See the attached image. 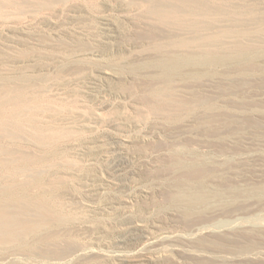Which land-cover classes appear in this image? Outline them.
Masks as SVG:
<instances>
[{
	"label": "rangeland",
	"instance_id": "rangeland-1",
	"mask_svg": "<svg viewBox=\"0 0 264 264\" xmlns=\"http://www.w3.org/2000/svg\"><path fill=\"white\" fill-rule=\"evenodd\" d=\"M0 97V264H264V0H0Z\"/></svg>",
	"mask_w": 264,
	"mask_h": 264
},
{
	"label": "bare ground",
	"instance_id": "bare-ground-1",
	"mask_svg": "<svg viewBox=\"0 0 264 264\" xmlns=\"http://www.w3.org/2000/svg\"><path fill=\"white\" fill-rule=\"evenodd\" d=\"M158 1V0H157ZM182 1V0H181ZM134 2V1H133ZM149 2V1H148ZM151 3H152V0H151ZM157 3V2H156ZM169 3V2H168ZM182 3V2H181ZM162 4V3H161ZM178 5V4H177ZM142 7V6H141ZM172 7V6H171ZM185 7V6H184ZM187 7V6H186ZM195 7H197V6H195ZM156 8V7H155ZM167 8V7H166ZM153 9V8H152ZM173 10V9H172ZM178 11H179V9H178ZM204 11H205V9H204ZM207 11V10H206ZM152 13V12H151ZM171 13V12H170ZM180 13V12H179ZM183 13V12H182ZM181 13V14H182ZM204 13V12H203ZM178 14V13H177ZM185 14V13H184ZM152 15V14H151ZM171 15V14H170ZM156 16V15H155ZM160 16V15H159ZM174 16V15H173ZM161 17V16H160ZM163 17V16H162ZM169 17V16H168ZM172 18V17H171ZM173 18H175V17H173ZM185 18V17H184ZM181 19V18H180ZM158 20V19H157ZM175 20H177V19H175ZM159 21V20H158ZM161 21V20H160ZM162 22V21H161ZM182 22V21H181ZM188 22V21H187ZM165 23V22H164ZM171 23V22H170ZM174 23V22H173ZM176 24V23H175ZM173 25V24H172ZM184 25V24H183ZM183 27V26H182ZM186 27V26H185ZM205 27V26H204ZM184 43V42H183ZM202 44H203V42H202ZM179 45V44H178ZM197 45V44H196ZM206 45V44H205ZM183 46V45H182ZM181 47V46H180ZM205 47V46H204ZM204 49V48H203ZM205 51H206V49H205ZM25 53V52H24ZM15 89H17V88H15ZM14 90V89H13ZM7 91V90H6ZM9 91V90H8ZM6 92V94H4L5 96L7 95V94H9L10 92ZM21 91V90H20ZM1 92H3V90L1 89ZM15 92H17V91H15ZM13 93H14V91H13ZM22 93V92H21ZM20 94V93H19ZM24 93H22V95H23ZM13 95V94H12ZM38 96V95H37ZM19 97V96H18ZM18 97H16V99L18 100ZM0 98H3V97H0ZM6 98H8V96L6 97ZM23 98V97H22ZM4 99V98H3ZM13 99H14V97H13ZM2 100V99H1ZM6 100V99H5ZM30 100H32V99H30ZM35 100V99H34ZM10 101V98L8 99V102H5V103H10L9 102ZM11 101H12V98H11ZM15 101V100H14ZM14 101H12L14 104L17 102H14ZM25 101V100H24ZM19 102V101H18ZM32 102V101H31ZM5 103L3 102V104L5 105ZM21 103V102H20ZM6 104V105H7ZM0 105H2V104H0ZM16 107H17V105H15ZM18 107H19V104H18ZM21 107V106H20ZM19 107V108H20ZM35 107V106H34ZM12 108V107H11ZM37 108H38V106H37ZM1 109V108H0ZM24 109V108H23ZM4 110V109H3ZM29 110V109H28ZM15 111V110H14ZM4 112V111H3ZM3 112H1L0 111V113H3ZM37 112V111H36ZM40 112V111H39ZM35 113V112H34ZM9 114H11V113H9ZM1 115H3V114H0V116ZM8 115V114H7ZM34 115V114H33ZM20 116V115H19ZM66 116V115H65ZM2 117H4V116H2ZM1 117V118H2ZM24 117V116H23ZM0 118V119H1ZM9 118V117H8ZM15 118H17V117H15ZM6 119V118H5ZM24 119V118H23ZM18 120V122H20L19 121V119H17ZM2 121H4V120H2ZM1 121V122H2ZM23 121V120H22ZM21 121V122H22ZM5 122H6V120H5ZM17 122V123H18ZM3 123V122H2ZM6 124V123H5ZM4 124V125H5ZM7 125H11V124H9V121H8V124ZM20 125V124H19ZM25 125L27 126V124L25 123ZM53 125V124H52ZM12 126V125H11ZM10 126V127H11ZM16 126H18V125H16ZM21 126V125H20ZM7 127V126H6ZM24 128V127H23ZM6 129V128H5ZM5 129H2V130H4L7 134H8V132L10 131H6V130H8V128L5 130ZM21 129H22V127H21ZM44 129V128H43ZM50 129V128H49ZM48 129V130H49ZM19 130V129H18ZM27 130V129H26ZM25 130V131H26ZM1 131V130H0ZM30 131V130H29ZM47 131V130H46ZM52 131V130H51ZM2 133H4L3 131H1ZM2 133H0V135H2ZM5 133V134H6ZM17 133V132H16ZM6 134V135H7ZM34 134V133H33ZM4 135V134H3ZM6 135L5 136H3V138L5 137L6 138ZM16 135V134H15ZM18 135V134H17ZM16 135V136H17ZM21 135V134H20ZM57 135H58V133H57ZM0 137H2V136H0ZM14 137V136H13ZM19 138H21V137H19ZM56 138V137H55ZM59 138V137H58ZM9 139H10V137H9ZM37 139V138H36ZM41 139V138H40ZM6 140H8V139H6ZM12 140V139H11ZM13 140H15V138L13 139ZM22 140V139H21ZM33 140V139H32ZM0 141H5V139L3 140H0ZM56 141V140H55ZM8 142V141H7ZM10 142V141H9ZM12 142V141H11ZM32 142V141H31ZM35 142V141H34ZM36 143V142H35ZM46 143V142H45ZM48 144V143H47ZM16 145V144H15ZM44 145V144H43ZM49 145V144H48ZM14 146V145H13ZM21 147V146H20ZM7 148V147H6ZM84 147H82V149H83ZM97 148H100V147H97V146H95V147H90V148H88V147H86L85 148V150L87 149V151H88V149L89 150H91V151H93L94 152V149H97ZM4 149V148H3ZM17 149V148H16ZM19 149V148H18ZM17 149V150H18ZM5 150V149H4ZM3 150V151H4ZM7 150H8V148H7ZM21 150V149H20ZM6 151V150H5ZM10 151V150H9ZM19 151V150H18ZM39 151V150H38ZM80 151H82V150H80ZM96 152L98 151V150H95ZM12 152V151H11ZM16 152V151H15ZM90 152V151H89ZM0 153H1V151H0ZM19 153V152H18ZM17 153V154H18ZM28 153V152H27ZM84 153V152H83ZM2 154V153H1ZM4 155H5V153H3ZM10 153H8V157L9 156H12L11 154L9 155ZM21 154V153H20ZM91 154V153H90ZM4 155H3V157H4ZM19 155V154H18ZM17 155V156H18ZM2 156V155H1ZM23 156V155H22ZM21 156V158H23ZM15 157H16V154H15ZM26 157V156H25ZM24 157V158H25ZM18 158H19V156H18ZM3 159V158H2ZM6 159V161L7 160H9V159H7V158H5ZM16 159V158H15ZM20 159V158H19ZM18 159V160H19ZM38 159V158H37ZM42 159V158H41ZM10 160H12V159H10ZM17 160V159H16ZM29 160V159H28ZM3 162L5 161V160H2ZM13 161H15V160H13ZM20 161H22V160H20ZM19 161V162H20ZM23 161H25V159H23ZM39 161V160H38ZM8 162H12V161H7V163ZM16 162V161H15ZM26 162H28L27 161V158H26ZM14 163V162H13ZM13 163H11V165L13 164ZM21 163V162H20ZM42 163V162H41ZM0 164H2V163H0ZM3 164H5V162L3 163ZM9 164V163H8ZM14 164H16V163H14ZM13 164V165H14ZM23 164V163H22ZM46 164V163H45ZM44 164V165H45ZM12 165V166H13ZM2 166V165H1ZM6 166H8L7 164H6ZM10 166V165H9ZM17 166V165H16ZM15 166V167H16ZM22 166V165H21ZM26 166V165H25ZM11 167V166H10ZM14 167V166H13ZM39 167V166H38ZM3 168H5V166L3 167ZM8 168V167H7ZM18 168H19V165H18ZM16 169V168H15ZM39 169V168H38ZM9 170V169H8ZM11 171V168H10V170H9V172ZM119 171H120V169H119ZM2 172V171H1ZM16 172V171H15ZM19 172V171H18ZM20 174V173H19ZM34 174V173H33ZM3 175V174H2ZM14 175H16V174H14ZM14 175L12 176V178L14 177ZM26 175V174H25ZM0 177H1V175H0ZM5 177V176H4ZM27 177V176H26ZM2 178V177H1ZM16 178V177H15ZM14 178V179H15ZM23 179V178H22ZM28 179H29V177H28ZM93 179V178H92ZM26 180V179H25ZM24 180V181H25ZM1 181V180H0ZM28 181V180H27ZM29 182V181H28ZM89 185H93L94 186V184H89ZM1 190H2V188H1ZM49 192V191H48ZM37 193V192H36ZM4 194H6V193H4L3 192V196H4ZM7 194H8V192H7ZM6 194V195H7ZM8 196V195H7ZM4 197H6V196H4ZM24 198V197H23ZM22 198V199H23ZM38 199V198H37ZM46 199V198H45ZM36 200V199H35ZM39 200V199H38ZM53 200V199H52ZM40 201V200H39ZM43 201V200H42ZM42 201H40V202H42ZM25 202V201H24ZM55 202V201H54ZM1 203V202H0ZM20 202H18V204H19ZM39 203V202H38ZM56 203V202H55ZM6 204V203H5ZM23 204V203H22ZM34 204V206L36 207V205H38V204H35V202L33 203ZM43 204H44V202H43ZM51 204V203H50ZM24 205V204H23ZM52 205V204H51ZM41 206V205H40ZM39 206V207H40ZM52 206H54V204L52 205ZM56 206H57V204H56ZM38 207V206H37ZM55 207V206H54ZM63 207V206H62ZM49 208H51L50 207V205L48 206V209ZM27 209H29L30 210V208H27ZM31 209H34V208H31ZM44 209V208H43ZM48 209H44V210H48ZM52 209H54V208H52ZM51 209V210H52ZM62 209V208H61ZM35 210V209H34ZM36 210H38V209H36ZM44 210H42V211H44ZM57 210V209H56ZM56 210H55V212H56ZM30 211H32V210H30ZM29 211V212H30ZM65 211V210H64ZM19 212H20V214H22L23 215V217L22 218H18V217H15L14 215H13V213L11 212V210L8 208V207H6V206H4V205H0V252H1V254H2V252H3V250H9V251H11V252H19V251H21V250H23V249H30V248H33V249H35L36 247H38L39 245L41 246V244L43 243V241L46 239V237L45 236H42L41 235V233H40V231H42L43 229H45L46 227H47V223H49V220H51V221H53L51 218L48 220V218L45 216V214L44 215H42V214H38V212L39 211H35V216H33L34 217V219H31V216H30V218L29 217H26V211H24V210H19ZM49 212V211H48ZM52 213H51V215L54 213L55 214V212H53V210L51 211ZM58 212V211H57ZM56 212V213H57ZM59 212H61V211H59ZM32 213H34V212H32ZM42 213V212H41ZM29 214H31V212L29 213ZM28 214V215H29ZM64 215V213H62L61 212V214H59V217H61L60 215ZM38 215V216H37ZM47 215H49V214H47ZM69 215V214H68ZM70 216V215H69ZM53 217H56V216H53ZM63 217V216H62ZM64 217H66V216H64ZM57 218V220H56V222L54 221V223L53 224H55L56 223V225L58 226L59 224H57L58 222H59V219L60 218H58V216L56 217ZM62 219V218H61ZM67 219V218H66ZM69 219V218H68ZM50 221V222H51ZM65 221V220H64ZM67 221V220H66ZM63 222V221H62ZM66 223V222H65ZM50 224V223H49ZM64 224V223H63ZM50 226V225H49ZM56 226V227H57ZM62 226V225H61ZM56 227H55V229H56ZM60 227V226H59ZM127 229V228H126ZM133 229V230H132ZM128 231V230H127ZM136 231H138L139 233H134V232H136ZM55 232V231H54ZM53 234V233H52ZM57 234V233H56ZM59 234V233H58ZM126 234H128L127 236H126V240L127 241H130V242H133V241H135V242H137V241H140V240H142V239H147V238H149V236H148V234H150V231H149V229L147 228V227H144V226H140V225H137V226H132V227H130V229H129V231L128 232H126ZM51 235V234H50ZM60 235V234H59ZM57 236L58 235H53V241L55 240V238H57ZM51 237V236H50ZM52 238V237H51ZM57 239H60V238H57ZM29 240V241H28ZM47 240H49V239H47ZM65 240H66V237H65ZM50 241V240H49ZM51 241H52V239H51ZM52 241V242H53ZM69 241H71V240H69ZM44 242H46V240L44 241ZM48 242V241H47ZM60 242V241H59ZM73 242V241H72ZM49 243V242H48ZM44 245H45V243H43ZM43 244H42V246H43ZM51 244V243H50ZM31 245V246H30ZM36 245V246H35ZM56 245V244H55ZM72 245H73V243H72ZM71 245V246H72ZM28 246H30V247H28ZM46 246V245H45ZM44 247V246H43ZM63 248H64V246H62ZM67 247V246H66ZM74 247V246H73ZM61 248V250H57V251H55L54 250V252L53 251H46V249L45 250H43L42 248H39L40 250L39 251H41V249L43 250V251H41V252H43L44 254L46 253V256H41V259H45L46 261H56V260H58V259H61V258H63V257H65V256H67L70 252H72V250L73 249H70L69 247H67V248ZM37 249V248H36ZM52 249V248H51ZM49 250V249H48ZM94 249L93 248H91V249H89L88 250V252H92ZM26 251V250H25ZM30 251H31V249H30ZM33 251V250H32ZM36 251V250H35ZM35 251H33L34 252V256H36L35 255ZM33 252H31V255H32V253ZM50 252H51V254H50ZM94 252V251H93ZM28 253H29V251H28ZM37 253V252H36ZM39 254V253H38ZM37 254V255H38ZM42 254V253H41ZM48 254H50L52 257H47V255ZM40 261H42V260H40ZM117 261H120L119 263H117V264H121L123 261H124V259L121 257V258H119ZM54 263V262H53ZM53 263H51V264H53ZM57 263V262H56Z\"/></svg>",
	"mask_w": 264,
	"mask_h": 264
}]
</instances>
